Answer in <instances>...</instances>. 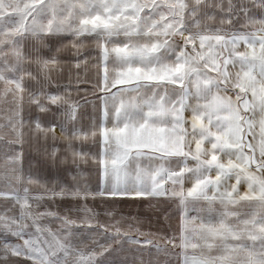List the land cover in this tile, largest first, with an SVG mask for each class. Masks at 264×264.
<instances>
[{
  "label": "crops",
  "instance_id": "0c3cea01",
  "mask_svg": "<svg viewBox=\"0 0 264 264\" xmlns=\"http://www.w3.org/2000/svg\"><path fill=\"white\" fill-rule=\"evenodd\" d=\"M142 37L118 47L115 78L101 73L83 100L72 97L68 113H54L58 141L48 172L68 176L58 181L93 183L59 193L77 201L59 236L84 247L69 260L264 264V227L256 222H263L264 196L253 199L249 185L237 190L235 164L221 172L214 145L196 141L205 118L238 113L229 89L235 85L219 77V45ZM96 55L108 69L109 49Z\"/></svg>",
  "mask_w": 264,
  "mask_h": 264
},
{
  "label": "rangeland",
  "instance_id": "374dc122",
  "mask_svg": "<svg viewBox=\"0 0 264 264\" xmlns=\"http://www.w3.org/2000/svg\"><path fill=\"white\" fill-rule=\"evenodd\" d=\"M145 35L219 45V77L235 85L238 113L205 118L196 141L214 145L221 172L235 164L237 190L264 196V0H0V264H72L84 248L59 236L77 203L59 193L93 183L48 172L54 113H68L101 73L115 78L118 47ZM106 48L102 71L96 52Z\"/></svg>",
  "mask_w": 264,
  "mask_h": 264
}]
</instances>
